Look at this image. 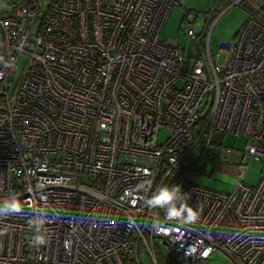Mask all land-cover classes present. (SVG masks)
<instances>
[{
  "label": "built area",
  "instance_id": "2783aa9c",
  "mask_svg": "<svg viewBox=\"0 0 264 264\" xmlns=\"http://www.w3.org/2000/svg\"><path fill=\"white\" fill-rule=\"evenodd\" d=\"M13 3L0 7V204L15 195L22 211L0 217V264H141L143 251L159 264L158 245L164 264H207L214 252L264 264V23L246 19L214 57V24L185 9L201 54L186 71L179 41L161 36L185 0ZM216 132L247 139L224 150L240 159L230 193L180 169ZM164 185L189 194L196 222L146 205ZM40 212L48 243L32 246Z\"/></svg>",
  "mask_w": 264,
  "mask_h": 264
},
{
  "label": "rangeland",
  "instance_id": "374dc122",
  "mask_svg": "<svg viewBox=\"0 0 264 264\" xmlns=\"http://www.w3.org/2000/svg\"><path fill=\"white\" fill-rule=\"evenodd\" d=\"M15 0H0V7L3 10H8L13 7ZM249 6H254L259 11L260 15H264V0H185V6H176L172 9L169 18L167 20L162 38L176 39L179 41V47L183 50L186 59V71H190L195 63L196 58L201 57L197 42L187 35H185L186 24L183 23V19L187 8H193L195 12L199 14V20L197 21L200 27L203 29L206 18L208 19L207 28L211 29L214 24L212 32V53L215 57L218 52V44L225 40H234L237 36V31L240 30L246 19L251 17ZM224 56V55H223ZM213 57V58H214ZM221 63L224 62V58L219 59ZM26 60L23 58L20 62V68L22 69ZM20 73V72H19ZM169 131L163 129L159 132L158 143H163L169 136ZM206 140V139H205ZM204 141V140H203ZM247 139L242 136L236 138L233 134L216 132L212 136V143L209 151L201 156L204 151L205 144L199 143V145L190 152L184 163L180 165L182 172L191 169L186 179L208 187L215 191L220 192H232L235 186L239 182V163L224 161L221 158V153L230 148L235 149L238 152H242L245 148ZM262 160H255L252 162L249 172L244 178L246 184L256 185L259 182L261 174ZM161 255L164 257V261L167 260L168 250L164 247H160ZM140 262L141 264H153L151 258L145 251L141 252ZM233 262L223 253L214 252L207 264H232Z\"/></svg>",
  "mask_w": 264,
  "mask_h": 264
},
{
  "label": "clouds",
  "instance_id": "9594fccd",
  "mask_svg": "<svg viewBox=\"0 0 264 264\" xmlns=\"http://www.w3.org/2000/svg\"><path fill=\"white\" fill-rule=\"evenodd\" d=\"M188 198L189 194L183 192L180 186L169 187L164 185L146 200V205L151 208L164 209L169 218L194 223L198 219L199 210L189 206L187 203ZM21 211V203L15 195H10L8 199L0 204V217L19 214ZM45 223L46 216L43 212L34 215L30 219L29 225L34 228L36 233L31 241L32 246H41L48 243L47 230L44 228Z\"/></svg>",
  "mask_w": 264,
  "mask_h": 264
},
{
  "label": "trees",
  "instance_id": "16d2710c",
  "mask_svg": "<svg viewBox=\"0 0 264 264\" xmlns=\"http://www.w3.org/2000/svg\"><path fill=\"white\" fill-rule=\"evenodd\" d=\"M254 6H249L248 9L250 11L251 17L256 18L257 20H261L264 23V15H260L259 11L256 8H253ZM206 116L203 115L200 120V124L205 122ZM160 246H157L156 249V256L159 264H164V257L161 255ZM127 264H135L134 257L127 256Z\"/></svg>",
  "mask_w": 264,
  "mask_h": 264
},
{
  "label": "water",
  "instance_id": "95a60500",
  "mask_svg": "<svg viewBox=\"0 0 264 264\" xmlns=\"http://www.w3.org/2000/svg\"><path fill=\"white\" fill-rule=\"evenodd\" d=\"M229 152L227 151H223L220 155H221V158L224 160V161H229L230 159V155L228 154ZM239 157V156H238ZM241 158V157H240ZM239 160H237L236 162H239Z\"/></svg>",
  "mask_w": 264,
  "mask_h": 264
}]
</instances>
